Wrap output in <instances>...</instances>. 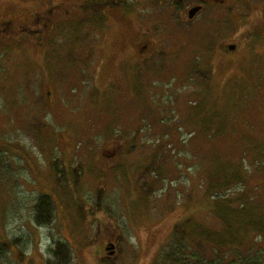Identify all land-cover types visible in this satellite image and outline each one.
<instances>
[{
	"label": "rangeland",
	"instance_id": "374dc122",
	"mask_svg": "<svg viewBox=\"0 0 264 264\" xmlns=\"http://www.w3.org/2000/svg\"><path fill=\"white\" fill-rule=\"evenodd\" d=\"M108 1L0 0V23L21 26L50 2L56 19L43 46L0 35V264H45L54 241L68 243L71 264H99L110 236L109 262L151 264L182 219L222 231L205 192L223 164L247 173L227 188L231 208L245 193L264 225V29L256 38L253 24L241 23L264 0H236L224 14L229 25L212 4L188 22V6L202 0L172 8L168 0H117L124 8L86 21L92 14L82 5ZM251 34L254 51L245 41ZM146 44L159 53L134 60ZM46 92L53 112L42 107ZM115 146L123 152L109 159ZM151 160L162 177L145 195ZM42 194L53 217L40 227L34 208ZM254 236L246 247H256ZM257 242L264 247V236Z\"/></svg>",
	"mask_w": 264,
	"mask_h": 264
},
{
	"label": "trees",
	"instance_id": "16d2710c",
	"mask_svg": "<svg viewBox=\"0 0 264 264\" xmlns=\"http://www.w3.org/2000/svg\"><path fill=\"white\" fill-rule=\"evenodd\" d=\"M171 1H173L175 6L178 5L177 1ZM108 2L103 5H82V10L92 14L86 21H92L91 18H94V14H98L101 10L106 8L113 9L120 6L124 8L126 4L125 2H117V0ZM100 17L103 21L102 16H99L98 19ZM86 21H80L78 27ZM251 42L248 44L247 50L254 51L255 44ZM214 159V161H216L217 158L214 157ZM148 163L147 167L143 168L142 173L144 175L148 173L152 174L154 181L151 182L149 189L146 188L148 185L147 183L141 185L142 192H145V189L148 191L144 193L145 195L151 193L154 183L157 180L160 181L162 177V173H160V175L155 174L156 169L153 166L154 161L151 160V163ZM220 165H222V163ZM258 173L261 174L260 169ZM246 175L245 168L241 165H236L232 168L230 165L223 164L217 171L212 172L211 175L207 177L208 187L205 193H207L211 201L209 211L214 218L222 222V231H213L207 226L194 221L191 216L182 219L172 227L168 242L158 252V256L154 258L151 264H264V247L257 246L259 243L257 242V238L261 239V237L264 236V225L261 221L263 214L261 213V215L255 217L252 215L253 211L249 212L247 210L249 205L246 204L247 200L245 193L243 197L239 198L241 203L237 209L231 208L232 200L227 198L229 195L228 192L226 193L227 188L235 182L242 181V183H244L247 177ZM59 176V172H57L56 177ZM220 202H223L224 209L227 213H222V209L220 208L221 205L217 204ZM99 204L100 202L94 203V207L99 208ZM34 211V220L38 226L49 225L53 217V205L50 197L44 194L40 195L37 198ZM240 219V223H230V221ZM253 228H255V231ZM252 235H255L254 240H256V247H246L248 244H251L249 242L248 244L245 243ZM5 248V246L0 245V255L5 252ZM48 253L49 258L46 259L45 264L72 263V253L66 242L54 241ZM99 264L113 263L109 262L108 258H102Z\"/></svg>",
	"mask_w": 264,
	"mask_h": 264
},
{
	"label": "flooded vegetation",
	"instance_id": "af4514ba",
	"mask_svg": "<svg viewBox=\"0 0 264 264\" xmlns=\"http://www.w3.org/2000/svg\"><path fill=\"white\" fill-rule=\"evenodd\" d=\"M183 3L184 2H178L177 1V4L179 6H181ZM70 4H72L74 6L73 3H70ZM206 4H209V6H210V4H212L213 6H216L217 12H218V19H219V23L220 24H223V25L228 24L229 25V21L226 18H224V14L227 13V11L231 12L233 7H237L236 5H238V2H236V0H202V1H200L199 5L198 4L197 5L193 4V5L188 6L186 12H188V10L191 9L192 7L201 6V10L194 16V18L189 19L190 21H188V22H190V23L194 22L196 17L201 14L202 10L209 8ZM48 5H49L48 9H45L43 12L41 11V12L32 13L30 15L31 16V20H29L28 22H24V24H21V26L20 25L19 26L13 25V22H14L13 19L4 20L3 22L0 23V35H2V36L4 34L8 35L9 37L12 38V39H9V40H22V41L23 40H25V41L26 40H34L36 43L41 44V46H43L45 44V43H43V39L46 42L47 36L49 35V31H50L51 27L53 26V24L56 21V19L53 18L54 14H55V6L54 5L52 6L51 2ZM170 5H171V8H172V5H173V7H175L173 1H171ZM65 6L66 5H62V6H58V7H59L60 10H63L64 13L69 14L68 11L64 10ZM67 6H69V5H67ZM240 6H243L244 9L247 8V4L246 3H243V5H240ZM211 13H212V9H210L209 14H211ZM243 15L248 17V18L251 17V15L248 12H244ZM232 19L233 20L237 19L239 21L238 15H235V17L232 18ZM254 20H258V21H260L261 23L264 24V7H261L259 9V11H257V16L253 17L252 20L241 22L243 25H245V24L246 25L253 24V27H252V31L253 32H252V34L256 38H259L260 35H258V34L262 33L261 30L264 29V25H260V27L258 28L257 25H255L253 23ZM15 30H16V32L18 34H20L19 35V36H21L20 38L16 37L17 35H12L11 34ZM47 32H48V34H47ZM252 34L249 35L245 39V41L250 43V39L253 36ZM13 36L16 37V38H14ZM140 41H142V40H140ZM219 42H221V41H219ZM151 46L149 47V45L146 44V45L140 47L138 49V52H137L138 53L137 54V58H133V59L134 60H137V59L142 60V59L153 57L154 54L156 56L159 53V50L155 49V48L153 50L151 48ZM222 47H223L222 51H224V54H226V51H227L226 49L228 48V45H224L223 46V44H222L221 48ZM236 50H237V48L235 49V51ZM210 52L213 53L211 55H215V53H216L215 51H212V50H210ZM50 97H51V93L50 92H46V94H44V96L42 97V105H43L42 107H43V109H49V111H47V112H53L56 109V107H57V104L53 105V102L50 99ZM120 148H121V150H120ZM122 148H123V146H121V147L120 146H115L113 149H111L109 151L110 153L108 155V158L109 157L110 158L113 157V159L116 160L119 157L120 153L123 152ZM102 151H104V150H102ZM104 152H106V151H104ZM101 154L103 155V152H101ZM105 161H107V160H105ZM110 237L111 238H106L104 240V242H103V244H104L103 250L105 251V258H108L107 252H106V247L108 245H110V244L113 245L112 241H111L112 236H110Z\"/></svg>",
	"mask_w": 264,
	"mask_h": 264
},
{
	"label": "water",
	"instance_id": "95a60500",
	"mask_svg": "<svg viewBox=\"0 0 264 264\" xmlns=\"http://www.w3.org/2000/svg\"><path fill=\"white\" fill-rule=\"evenodd\" d=\"M176 1L181 2L185 0H176ZM200 9H201L200 7H194V8L189 9L187 12L188 19L194 18V16L200 11ZM234 49H235L234 46L229 47V50L231 51H233ZM113 249H114V245H111V244L106 247V252H108V255H112L114 253Z\"/></svg>",
	"mask_w": 264,
	"mask_h": 264
}]
</instances>
